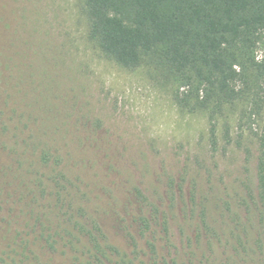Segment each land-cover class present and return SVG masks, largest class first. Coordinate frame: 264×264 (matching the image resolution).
<instances>
[{
  "label": "rangeland",
  "instance_id": "374dc122",
  "mask_svg": "<svg viewBox=\"0 0 264 264\" xmlns=\"http://www.w3.org/2000/svg\"><path fill=\"white\" fill-rule=\"evenodd\" d=\"M86 28L82 0H0V264H88L87 232L105 237V264H245L223 246V207L256 172L264 108L182 110L162 71L103 57ZM47 146L58 158L45 163ZM156 212L141 235L138 216Z\"/></svg>",
  "mask_w": 264,
  "mask_h": 264
},
{
  "label": "trees",
  "instance_id": "16d2710c",
  "mask_svg": "<svg viewBox=\"0 0 264 264\" xmlns=\"http://www.w3.org/2000/svg\"><path fill=\"white\" fill-rule=\"evenodd\" d=\"M82 13L86 38L103 57L129 69L152 65L162 71L176 85L172 96L180 109L208 110L213 119L238 101L251 104L250 113L264 108V58L257 55L264 40V0H82ZM210 137L214 142V129ZM257 141L256 172L243 180L241 191L235 189L234 203L227 202L223 207L229 233L223 246L232 247L234 256L245 264H264V127ZM51 151L47 146L40 160L48 163L58 158ZM51 178L60 183L58 177ZM61 190H67L65 185ZM192 195L190 202H184L186 215L190 206L197 204L194 190ZM137 196L157 210L154 204H147L139 189ZM167 196L174 205L173 185ZM137 219L139 232L144 235L160 218L156 212L152 219L145 214ZM201 222L208 228L204 218ZM163 226L170 241L167 218ZM210 231L208 245L212 249L218 232ZM87 234L89 245L85 243L83 247L89 251L88 264H105L101 255H107V250L100 239L105 237L101 232L98 236ZM183 235L187 236V232ZM67 236L70 237L63 236L67 245L78 240L71 233ZM190 243L192 246L191 240ZM148 247L156 252L153 241L148 242ZM126 256L121 255V260ZM21 259L14 257L12 262L20 264ZM163 264L176 263L164 259Z\"/></svg>",
  "mask_w": 264,
  "mask_h": 264
}]
</instances>
